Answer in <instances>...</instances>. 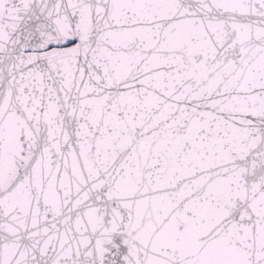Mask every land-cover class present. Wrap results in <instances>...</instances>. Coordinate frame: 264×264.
Wrapping results in <instances>:
<instances>
[{
    "label": "snow or ice",
    "instance_id": "6c2138e0",
    "mask_svg": "<svg viewBox=\"0 0 264 264\" xmlns=\"http://www.w3.org/2000/svg\"><path fill=\"white\" fill-rule=\"evenodd\" d=\"M0 264H264V0H0Z\"/></svg>",
    "mask_w": 264,
    "mask_h": 264
}]
</instances>
